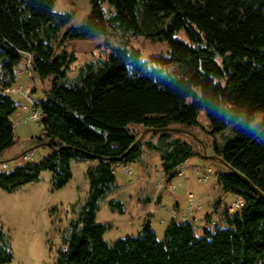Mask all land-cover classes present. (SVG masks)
<instances>
[{
  "label": "trees",
  "instance_id": "1",
  "mask_svg": "<svg viewBox=\"0 0 264 264\" xmlns=\"http://www.w3.org/2000/svg\"><path fill=\"white\" fill-rule=\"evenodd\" d=\"M55 1L0 0V155L15 143L13 117L19 108L15 93L7 90L17 88L20 74L54 79L44 101L31 97L42 114L34 121L43 126L33 146L51 152L39 162L30 161L34 155L28 152L26 163L11 171L0 168V188L14 192L48 171L59 190L72 179V161H95L87 170L88 198L73 205L55 264H264V199L256 191L264 193V119L257 123L264 115V0H89L90 15L63 36L74 15L55 13ZM181 31L188 43L176 38ZM138 36L168 43L169 56L142 61L131 45ZM98 37L114 38L119 46L102 67H82L75 86L62 83L77 57L66 50L56 54L55 44ZM32 86L30 96L37 91L34 79ZM201 111L211 135L227 132L214 154L235 173H220L218 182L225 195L244 201L241 209L225 210L227 228L206 229L201 238L192 222L173 219L159 240L147 220L139 236L109 245V226L97 221V212L117 189L115 166L140 162L148 148L160 154L163 172L172 179L198 155L193 143L172 132L153 131L156 141L136 144L131 126L190 129L199 125ZM110 205L125 211L120 201ZM13 257L0 223V264Z\"/></svg>",
  "mask_w": 264,
  "mask_h": 264
},
{
  "label": "rangeland",
  "instance_id": "2",
  "mask_svg": "<svg viewBox=\"0 0 264 264\" xmlns=\"http://www.w3.org/2000/svg\"><path fill=\"white\" fill-rule=\"evenodd\" d=\"M104 8L107 12L112 9L108 2L104 4ZM91 10L92 6L89 0H56L55 13H73L74 15L71 22L62 29L60 36H63L68 29L81 25L90 15ZM176 38L188 43L184 31L177 33ZM131 45L140 50L141 60L144 62L154 56H169L170 52L168 43L153 42L143 36L131 38ZM118 46L119 43L114 38L107 40L105 37L73 40L63 46L55 44L56 54L66 50L77 57L67 78L61 82L71 87L75 86L78 83L77 77L82 67L91 63L97 69L102 67L111 50ZM19 79L21 84L18 83L17 88L22 85L24 90L27 89L25 92L32 89V80L34 79L37 91L32 92L31 97L35 102L46 99V94L54 82L53 78L43 80L32 72L31 75L29 73L24 76L20 74ZM12 97L18 106L27 105L21 107L20 110L24 111L22 109L28 107L29 113L24 111L19 116L13 117L16 125L14 129L15 143L13 147L0 155V168L3 169V163H8L7 171L26 163L27 159L24 155L27 152H33L34 157L30 160L32 162H39L43 156L51 152L48 147L34 148L33 146L32 139L42 135L43 126L40 122L29 119V116L35 111L31 101L23 94H12ZM263 119L264 115L259 114L257 123ZM198 122L199 125L190 129L181 126L172 127L175 129L172 131L173 138L193 143L198 151V155L186 161L182 170L174 174V178H169L163 172L160 154L148 148L144 150L143 163L150 166V169L155 172L150 180L151 183L144 180L145 174L144 176L139 175L137 168L140 166L139 162L127 165V169L123 168V165L115 166L117 189L101 200L97 212V221L109 226L105 233V240L109 245H113L122 238L137 237L142 232L147 221L145 218L147 211L146 209L137 210L132 205V199L135 197L146 198V195L141 191L144 186H147L151 198H157L160 194L162 200V203L157 202V205L164 208L160 211L165 212L150 218L151 229L159 240L164 238L165 230L172 220L169 211L174 208L178 200L183 201L187 208L181 212L173 211V215L179 216L178 222H192L199 238L204 236L206 229L227 228L221 220L225 210L228 209L234 213L241 209V203L244 201L233 194L225 195L218 182V175L227 173L229 170L220 160L215 159L214 145L215 143L223 145L227 132L224 135H211L210 122L205 111L200 112ZM131 130L137 134L140 142L157 140V134L140 125L131 126ZM94 164L95 161L90 159L72 161V179L59 190L53 189L52 174L48 171L43 172L38 181L29 183L14 192L9 193L0 188V223L10 236L14 256L13 261L9 264L56 263L64 248L63 234L74 217L72 207L75 204L84 205L88 198L90 182L87 170ZM156 189L161 193H158ZM219 200L221 202L216 207V202ZM111 201L124 203V213L114 211L110 205Z\"/></svg>",
  "mask_w": 264,
  "mask_h": 264
},
{
  "label": "crops",
  "instance_id": "3",
  "mask_svg": "<svg viewBox=\"0 0 264 264\" xmlns=\"http://www.w3.org/2000/svg\"><path fill=\"white\" fill-rule=\"evenodd\" d=\"M19 81H20V79H19ZM34 83H35V85H36V82L34 81ZM19 84H21V82L19 83ZM19 86H22V85H19ZM28 87H30V86H28ZM27 87V88H28ZM36 89H37V86H36ZM24 106H27V105H24ZM24 106H19V108H18V111H17V113L15 114V116H19L20 115V113H22L23 111H21L20 110V108L21 107H24ZM15 122V121H14ZM191 161V160H190ZM144 161H143V156H142V159H141V161L139 162L140 163V166H138L137 168H138V170H139V175H142V176H144V174H145V176L144 177H146L144 180L147 182V183H151V179H152V176L154 175V173L155 172H153L151 169H150V166L148 167L147 165H145L144 163H143ZM141 164H143V165H141ZM119 165H117V167H118ZM125 167V165H123V168ZM122 168V169H123ZM122 173H124L123 171H122ZM148 187H149V185H148ZM157 190V192L158 193H161V192H159L158 191V189H156ZM141 191L143 192V194H145L146 195V198H141V197H135V198H133L132 199V205L137 209V210H139V211H141V209L143 210V209H146V211H147V213H146V217L145 218H147V220H149L150 221V223H151V220H150V218H154V217H156V215L157 214H160V213H163V212H165V211H160V210H162V209H164V208H162V207H159L158 205H157V202H160V204L162 203V200L160 199V194L157 196V198H151L150 197V195H149V191H148V189H147V186H144V187H142L141 188ZM187 208V205L183 202V201H180V200H178L177 202H176V205L174 206V208H172V210H170L169 211V214L171 215L170 216V218L173 220V219H175L176 221H177V219H178V217H174V215H173V211H179V212H181V211H183L184 209H186ZM217 209V208H216ZM216 209H215V211H216ZM155 212V213H154ZM195 214H198V213H195ZM210 216H212V215H210ZM223 216V215H222ZM221 216V220L223 221V217ZM212 219H213V217H211ZM197 219V218H196Z\"/></svg>",
  "mask_w": 264,
  "mask_h": 264
},
{
  "label": "built area",
  "instance_id": "4",
  "mask_svg": "<svg viewBox=\"0 0 264 264\" xmlns=\"http://www.w3.org/2000/svg\"><path fill=\"white\" fill-rule=\"evenodd\" d=\"M28 56V59H30L31 58V55H27ZM29 63V62H28ZM22 89V87H19V88H14V89H11V90H7L8 92H11V93H15V94H17V93H20V94H23L29 101H32V99H31V96H30V94H28V93H30V91H28V92H25L24 90H21ZM22 110H24V111H26V112H28L29 111V109L27 108V107H25V109H22ZM31 119H33V120H40V119H42V114H40L38 111H34V113L31 115V117H30ZM24 157H25V159H31V155L27 152L25 155H24ZM188 161V160H187ZM185 164V163H184ZM184 164L181 166V167H178L175 171H174V173H176V172H180V170H182V168L184 167ZM2 168H3V170H6V169H8L9 168V165H8V163H3L2 164ZM124 168H126L127 169V167L125 166ZM128 172V171H127ZM129 173V172H128ZM243 202L241 203V207L243 206ZM175 217V216H174Z\"/></svg>",
  "mask_w": 264,
  "mask_h": 264
},
{
  "label": "water",
  "instance_id": "5",
  "mask_svg": "<svg viewBox=\"0 0 264 264\" xmlns=\"http://www.w3.org/2000/svg\"><path fill=\"white\" fill-rule=\"evenodd\" d=\"M147 130H150V131H154V132H157V131H159V132H172V131H174L175 129H173V128H166V129H147ZM140 142V139L138 138L137 139V142H136V144L137 143H139ZM215 159H218V160H220L229 170H231L233 173H235L234 171H233V169L230 167V166H228L225 162H224V160L222 159V158H218L217 156H215ZM256 191H257V193L259 194V196L261 197V198H263L264 199V193H262V192H260V191H258L257 189H256Z\"/></svg>",
  "mask_w": 264,
  "mask_h": 264
}]
</instances>
